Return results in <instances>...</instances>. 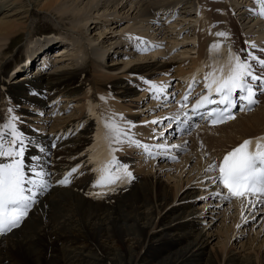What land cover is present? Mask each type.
<instances>
[{
	"label": "bare ground",
	"instance_id": "1",
	"mask_svg": "<svg viewBox=\"0 0 264 264\" xmlns=\"http://www.w3.org/2000/svg\"><path fill=\"white\" fill-rule=\"evenodd\" d=\"M7 1L0 3V15L7 12L5 10L12 11L9 6L13 3H6ZM180 1L182 0H17L14 6L22 3L21 6L26 9L6 13L4 20L0 21V56L8 50L9 46L4 44L11 37L20 31L29 30L26 17L28 20L33 12L28 5L38 6L39 11L53 18L60 29L64 27L69 32H82L86 25L99 27L103 34L107 33L102 37L104 40L99 41L104 45L113 38L117 39L121 32L117 29L121 26L122 31L131 37L133 35L129 33L130 30L139 31V34L148 37L162 35L169 38V34L162 30L165 27L155 28V24H150L147 20V17L152 16H148L149 9L162 5L163 10L171 13ZM230 1H233L238 10L235 0H184L189 3L186 8L198 11L194 15L197 24L193 26L192 15L185 10L186 14L180 12L181 16L172 21L170 33H174L171 41L177 43L180 40L178 36L181 39L193 37V33H187L189 28L194 32L197 53L191 56L192 52L188 51L191 49H186L181 52L185 58L189 57L191 62L198 64L207 46L218 38L213 35L216 32H225L238 50L243 43L238 23L244 21L242 17L235 18L231 14L228 9ZM112 3L119 5L110 9V6L113 7ZM17 14L19 17L27 14L25 21H14ZM186 20V23H181ZM255 22L263 29L260 35L263 34L264 24ZM138 23L144 26L141 28ZM253 24L252 19H245L246 28L250 29ZM110 27L113 31L109 30ZM184 27L182 33L185 35L182 37L180 30ZM141 30L147 32L143 33ZM89 40L88 43L82 42L81 49L93 46ZM222 41L226 45L230 42L227 39ZM113 43L115 42H110V49ZM72 44L76 45L74 41ZM110 49L103 51L106 56H111V63L108 64L110 68L90 61L86 66L60 68L75 69L57 71L55 76L40 73L25 81L44 87L42 95L55 92L63 97L73 98L75 103L80 102L79 107L73 108L75 117L61 122L73 121L74 126L70 131L80 132V136L74 140L56 137L49 155L51 163L66 167L65 173L77 165L80 168L78 173H73L70 184L53 192L50 205L43 207L44 212L28 218L21 228L14 230L6 238H0V264H103L104 261L105 264H119L120 261H124V264H140L141 261L145 264H264V209L257 214L248 212L247 215H241L242 205L245 211L252 209L248 203L239 205L238 211L234 213L232 208L225 206L217 197L212 198L214 187L207 179L212 174L205 172L210 160L204 152H209L202 150L198 139H195L196 134L190 141L179 144V150L182 149L184 154L177 159L169 155V151L167 154H159L155 147L157 144H164V141L162 138L152 137L153 124L150 121L165 115L171 104L158 107L160 99L152 98L153 95L159 96L160 90H165L166 86L169 90L173 84L180 90L185 88L193 74L190 75L188 68L179 67L182 62L179 61V71L171 79L161 69L176 62L148 63V54L137 55L120 65L122 62L117 55L122 52ZM114 49H118L117 44ZM128 56L127 54L126 57ZM2 62L0 60V64ZM134 62V65H130ZM1 72V79L5 80L6 65ZM24 83H17L16 87H9V90H20V98L26 94ZM150 85H156L160 90L157 91ZM3 90L4 86L0 84V97ZM35 101L44 105L42 99ZM143 111L148 112L143 114ZM150 112L154 114L147 115ZM100 117L114 119L127 136L148 145L152 153L145 162L144 159L149 154L142 148L130 146V142L114 144L113 147L119 149L114 152V156L121 163H131L128 170L132 172L134 179L118 183L112 189L93 187L96 179L94 165L98 163L93 159L89 143L95 132H101ZM85 119L92 123H87ZM233 123L237 125L235 132L240 136L251 135L255 131L261 133L264 130V99L256 111ZM154 126L162 131L166 129V126L158 124ZM223 131L227 135L228 130ZM127 136L122 139L127 141ZM191 141L193 144L189 145ZM213 141L225 147L227 142H234L236 138H212L209 148ZM53 144L55 147H52ZM190 147V151H185ZM192 186H198L200 193L204 187L209 198H194L196 191ZM97 191H104L106 195L100 199L94 198L92 194ZM235 204H238V200ZM211 230L216 232L209 236ZM233 242L239 245L238 249L233 246Z\"/></svg>",
	"mask_w": 264,
	"mask_h": 264
},
{
	"label": "snow or ice",
	"instance_id": "2",
	"mask_svg": "<svg viewBox=\"0 0 264 264\" xmlns=\"http://www.w3.org/2000/svg\"><path fill=\"white\" fill-rule=\"evenodd\" d=\"M254 2L259 5V11L253 14L264 18V0H254ZM213 35L227 39L225 32H216ZM135 39L141 44L144 43L141 38ZM255 47L254 44L250 45V48ZM144 50L146 51L147 48ZM209 55L211 63L202 62V68L192 75V83L188 85V91L178 103L182 108L187 109L193 85L198 83L197 76L204 68L210 69L203 75L206 94H198L191 110L195 113L202 107L219 105L217 108H209L205 113L208 122L216 125L235 118L232 109L237 107L238 102L241 110H251V107L258 103L256 97L264 94V59L257 57L251 51L242 57L240 53L221 43L210 45ZM150 87L160 90L156 85ZM152 98L159 100L161 97L153 95ZM7 111L11 114L14 109L9 108ZM99 119L101 132L96 139L99 159L93 157L99 167L95 170L96 179L93 181V187L112 189L118 183H127L134 179L128 166L121 164L114 156V152L119 150L113 147L114 144L123 145L125 142H130V146L142 148L149 155L152 153L148 145L127 136L114 119L109 117ZM164 119L178 120L179 117ZM17 120L18 117L10 115L6 121L0 122V235L17 228L38 203L39 197L46 194L53 186L54 174L49 170L51 162L44 159L47 148L39 146L40 154L26 162L25 155L32 141L17 128ZM163 122V120L150 121L152 124ZM123 136H127V141L122 139ZM163 136L164 133H161L160 138ZM52 147H55V144ZM155 147L159 150V154H167L170 148L179 146L166 147L165 144H157ZM79 168L80 165L73 167L55 183L67 186L71 183L73 173H78ZM205 172H218V175L207 177L208 181L218 189L212 192V198L222 197L225 200L243 198L249 204L255 201L264 205V136L244 140L227 152L218 164L217 162L210 164ZM224 190L227 191V195L224 194ZM92 195L100 199L106 195V192L97 191ZM243 207L242 205V211Z\"/></svg>",
	"mask_w": 264,
	"mask_h": 264
},
{
	"label": "rangeland",
	"instance_id": "3",
	"mask_svg": "<svg viewBox=\"0 0 264 264\" xmlns=\"http://www.w3.org/2000/svg\"><path fill=\"white\" fill-rule=\"evenodd\" d=\"M0 1H5V0H0ZM16 1L17 0H8L6 3H13L12 4V6L10 7L9 6V8H11L12 9V11H9V10H5V11H7V12H4V13H1V15H0V21H3L4 20V18H5V14L7 13V14H9L10 12H17V10H19L20 8H24V9H26V7H24V6H21L22 5V3H20V6H19V4H17L16 6H14L15 5V3H16ZM1 3V2H0ZM42 3H43V1L40 3V6L42 5ZM28 4V3H27ZM112 5H113V7L112 6H110V9L111 8H114V7H116L117 5H119V4H113L112 3ZM14 6V7H13ZM18 6V7H17ZM30 6V7H29ZM28 7L29 8H31L32 7V12H33V14L31 15V16H29L30 18L27 20V17H26V23L28 24V27H29V30L30 31H32V30H35L36 32H41V31H49L50 29H48V28H46L45 26H46V21H48V22H50L51 23V25H53V26H56L55 25V23L54 22H52L51 20H52V18L50 17V16H47V14L46 13H41L42 11H39V9H38V6H31V5H28ZM3 8V7H2ZM126 8V7H125ZM127 9V8H126ZM104 10V9H103ZM102 10H100V12H101ZM105 12H106V10H105ZM108 12H110V10H108ZM107 13V12H106ZM6 14V15H7ZM27 14H24V15H22V16H20L19 17V14H17L16 15V18H15V20L14 21H16V22H20V21H22V20H24L25 21V16H26ZM50 18V19H49ZM25 23V24H26ZM37 23H39V25L37 24ZM103 23V22H102ZM26 24V25H27ZM103 24H105V23H103ZM123 24H125V22L123 23ZM121 25V24H120ZM90 26V27H89ZM42 27H44V28H42ZM93 26H91V25H86V28H84L85 30H86V34L87 33H89V37L91 38H89V39H87V37H86V35H85V37H86V41L87 40H89L90 42V45H93V44H95L96 42L94 41L95 39H97V40H99V41H103L104 39L102 38L103 37V35H105V34H107V33H105L104 32V34H103V31H99V29H97V30H95V29H93L92 28ZM99 28V27H98ZM109 29V28H108ZM109 30H112L113 31V29L110 27V29ZM97 31H99V33H97ZM114 31H117L116 29H114ZM21 32V31H20ZM67 35L68 34H70L69 32H65ZM29 33H23V34H21L20 36H16L14 39H13V42H12V44H11V46H10V48H8L9 50H7L2 56H0V60L1 61H3L2 62V64H0V70H2L3 68H4V65H5V63H4V60H7L8 58H11L14 54H16V53H18V52H16V51H19V50H21V47H23V45H24V43H25V40L27 39V35H28ZM96 34H98V35H96ZM102 35V36H101ZM110 35H114V33H110ZM63 37V36H62ZM93 39V40H92ZM114 39V38H113ZM99 41H98V43L97 44H99V45H101L102 46V43H99ZM113 41V40H112ZM111 42V40L110 41H108L104 46H102V48L100 47L99 48V50H98V52H100L101 53V56H103V58L101 57V56H99L100 54L98 53V56H99V58L101 59V62H102V64H103V60L105 61V66L107 67H111V66H109L108 64L109 63H111L110 62V57L111 56H106L105 54H103V49L106 47H108V44ZM14 44H17V45H15L14 46ZM110 45V44H109ZM111 46V45H110ZM110 49V47L109 48H107L106 50H109ZM104 52H105V50H104ZM85 54H87V56L88 55H90L88 52H84ZM4 57V58H3ZM109 57V58H108ZM1 58H3V59H1ZM13 58H15L14 56H13ZM61 58V56H56V59H60ZM89 58V56L87 57V59ZM66 59V58H65ZM128 59H130V58H128ZM128 59H125V60H122L121 59V64L120 65H122V64H124ZM82 61H83V59H82ZM148 63H152V62H150L149 60H146ZM56 62H57V60H56ZM141 62V61H140ZM165 62H167V61H165ZM161 63V62H160ZM72 65V63L70 64V65H68V66H71ZM119 65V66H120ZM118 66V67H119ZM67 67V66H66ZM107 67V68H108ZM61 68H63V67H61ZM77 68V67H76ZM117 72H118V69L116 70ZM2 74H3V72H1ZM74 102H75V100H74ZM76 104H78V106H76V107H79L80 106V102L79 101H77L76 102ZM74 107H71V109H73ZM98 168V167H97ZM207 230H205V232H206ZM216 232V231H215ZM213 230H211L210 231V233H209V236H211V235H213V233H215ZM207 233V232H206ZM218 235V234H217ZM216 237V238H215ZM214 238L215 239H217V236H214ZM213 243H214V241H213ZM212 243V244H213ZM222 245V244H221ZM233 246H235L237 249H238V247H239V245H237V243H235V242H233ZM239 255H241V254H239ZM125 262L124 261H120L119 262V264H124ZM67 264H72V263H67ZM103 264H105V261H104V263ZM140 264H145V263H143V261H141L140 262Z\"/></svg>",
	"mask_w": 264,
	"mask_h": 264
}]
</instances>
